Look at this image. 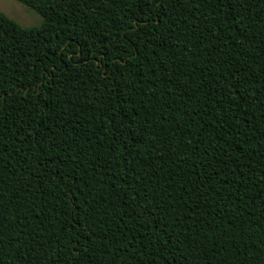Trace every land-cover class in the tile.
<instances>
[{
    "label": "trees",
    "instance_id": "16d2710c",
    "mask_svg": "<svg viewBox=\"0 0 264 264\" xmlns=\"http://www.w3.org/2000/svg\"><path fill=\"white\" fill-rule=\"evenodd\" d=\"M15 1L0 264H264V0Z\"/></svg>",
    "mask_w": 264,
    "mask_h": 264
},
{
    "label": "rangeland",
    "instance_id": "374dc122",
    "mask_svg": "<svg viewBox=\"0 0 264 264\" xmlns=\"http://www.w3.org/2000/svg\"><path fill=\"white\" fill-rule=\"evenodd\" d=\"M0 12L22 27L37 26L42 21L35 11L15 0H0Z\"/></svg>",
    "mask_w": 264,
    "mask_h": 264
}]
</instances>
